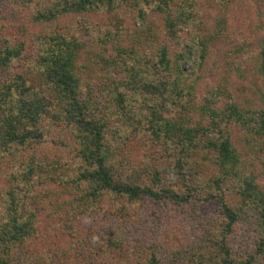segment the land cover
I'll return each mask as SVG.
<instances>
[{
  "label": "trees",
  "instance_id": "obj_1",
  "mask_svg": "<svg viewBox=\"0 0 264 264\" xmlns=\"http://www.w3.org/2000/svg\"><path fill=\"white\" fill-rule=\"evenodd\" d=\"M127 1L0 0L9 13L27 9L29 21L47 31L46 35H35L39 47L37 57L26 61L30 71L21 70L18 61L23 60V50L33 39H21L17 44L13 28L19 24L8 23L0 13V165L11 150L17 154L19 148L39 145L48 134H55L53 140L61 150L77 154L73 155L78 158L77 177L66 185L82 205L89 207L114 195L133 203L162 207L169 201L187 208L192 196L200 195L206 202H215L224 231L218 239L219 253L211 261L198 258L199 263L252 264L253 256L244 260L230 257L224 238L239 223L264 242V191L258 175L247 168L228 125L241 126L246 141L248 133L264 135V102L259 109L247 111L234 103L221 111L195 103L194 82L184 75L182 61L190 50L172 57L166 39L152 61L139 55L136 64L126 60L131 58V48H123L118 40L111 55L101 40L99 50L93 53L99 65L85 63L82 59L87 52L81 50L82 43L64 32L69 30L65 18L78 15L82 22V16L90 13L103 18L116 13ZM129 1L133 5L138 2ZM191 3H154L153 9L165 21V38L176 39L182 25L196 19V2ZM261 46L264 59V43ZM261 66L264 72V64ZM15 67L18 71L10 73ZM189 107L199 110L201 117L205 115L204 122L188 115ZM191 119L194 125L183 122ZM64 137L70 138V144ZM150 138L161 146L166 158H133V146L145 147ZM206 159L217 168L208 177L197 171ZM34 172L25 164L14 187L0 189V264H25L21 248L35 233V214L24 209L27 207L19 195L27 186L20 184ZM231 191L240 196L237 202L227 198ZM175 255L179 253L167 264L175 261ZM144 264L164 263L151 253Z\"/></svg>",
  "mask_w": 264,
  "mask_h": 264
},
{
  "label": "rangeland",
  "instance_id": "obj_2",
  "mask_svg": "<svg viewBox=\"0 0 264 264\" xmlns=\"http://www.w3.org/2000/svg\"><path fill=\"white\" fill-rule=\"evenodd\" d=\"M180 1L185 6L191 3V0ZM155 2L157 0H138L133 5L128 0L114 14L95 18L90 13L82 16V22L78 15H70L65 18L69 30L64 29V32L79 39L81 50L87 52L82 60L92 66L99 65V58L93 57V53L99 50L101 40L111 55L115 54L113 45L118 40L123 48H131V58L126 60L136 64L139 55L148 56L152 61L166 39L172 57L185 55L190 50L188 58L182 61L184 75L194 82L195 103L220 111L232 103L243 111L263 105L261 64L264 59L260 51L264 43V0H195L197 17L192 23L182 25L176 39L164 37L165 21L163 15L153 9ZM7 9L1 2L0 13L6 21L19 24L13 28L14 41L18 44L21 39H33L23 50V60H19L17 66L30 71L26 61L38 54L36 47H39L35 35H46L47 31L39 30L40 25L29 21L27 9L14 13ZM17 67L10 73L18 71ZM186 112L204 122L205 115L201 117L199 110L189 107ZM183 122L194 125L192 119ZM228 126L234 142L243 151L247 168L258 175L257 181L264 191V135L248 133L246 141L241 126ZM54 138L55 134H48L39 145L21 147L17 154L11 150L0 165L1 190L14 187L25 164L35 170L25 184H20L23 188L27 186L19 195L20 201L27 207L26 211L35 214V233L21 248L25 264H144L151 253L164 264L176 253L179 255H175L171 264H200L198 258L211 261L219 253L221 242L218 239L224 229L215 202L193 195L191 207L178 208L169 201L160 207L110 195L92 206H84L70 185H66L77 177L79 165L75 162L78 158L71 149L61 150ZM64 138L70 144V138ZM146 145L135 144L133 158L143 161L150 156L166 158L154 138L148 139ZM197 171L208 177L215 174L217 168L206 159ZM227 198L234 203L240 196L231 191ZM226 235L230 257L244 260L253 256L252 264H264V242L261 243L263 240L251 228L236 223Z\"/></svg>",
  "mask_w": 264,
  "mask_h": 264
}]
</instances>
